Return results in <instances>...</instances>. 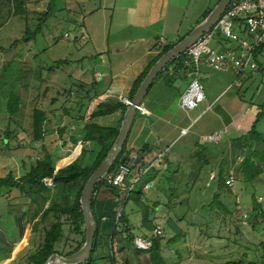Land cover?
I'll list each match as a JSON object with an SVG mask.
<instances>
[{"label":"rangeland","instance_id":"1","mask_svg":"<svg viewBox=\"0 0 264 264\" xmlns=\"http://www.w3.org/2000/svg\"><path fill=\"white\" fill-rule=\"evenodd\" d=\"M218 1L192 0L187 9L182 8L178 12H171L172 7L165 6L163 13L167 10L170 16L165 22L167 24L163 26V31L159 22L155 20L158 12L154 10L152 15L155 24L149 27L145 34L143 28H136L134 34H137L136 36H152L153 40L154 35L162 32L169 40H176L191 31L197 21L196 18L208 7L214 8ZM24 2L27 4L22 7L17 6L14 0H0V166L4 165L16 175L23 173V162L27 165L28 170L29 165L37 161V158L34 157L36 152L34 149L31 151L25 149L26 156L21 154V151L24 150L21 147V139L17 134L15 137L13 131L17 128L21 134V128L26 126L30 108L36 102L35 97L40 90L39 83L43 81V83L52 86L56 81L54 78H56L60 83L58 85L60 89L56 87L49 89L47 93L49 98L57 95L60 91L59 101L61 103L66 102V98L71 99V103L76 102L77 99L74 95L72 97L68 95L69 91H72V94L74 92L71 89L73 83L79 84V79L85 80L83 79L85 74L88 75V78H92V74L97 68L95 60L99 56L98 54L93 55V53L105 48L108 35L109 47L113 48L114 40L117 37L115 34H118L117 27L110 25L112 11L101 8V6H108L111 0H55L52 3L49 18L41 23L35 38L28 42L20 41L26 28L35 29L40 24L42 19L40 11L44 7L45 10L47 9L49 0H24ZM177 16L178 24L174 22ZM219 39L222 38L219 37ZM15 40H19V44L11 47ZM108 44L106 43V45ZM221 44L227 47L225 41H222ZM232 44L230 48H235L236 43ZM134 45L143 48V43H134ZM39 46L46 48L43 54L36 53ZM211 46L217 50L221 49L214 42L211 43ZM59 60L62 61L59 62ZM256 62L258 68L246 72L236 83H233L230 73L214 72L210 79H202L201 73L199 74L205 100L198 109H205L204 113L209 114L211 118L214 115L221 117L222 120L218 118L210 124L214 126L220 124L222 128H225L222 133L227 137L226 133L230 132L229 137L231 136L228 138L229 140L227 138L222 140L223 143L218 147L206 151L209 163L203 164V158H196L195 147L179 152H172L171 149L167 153L168 159L173 160L170 161L171 165L168 168L159 166L160 168L154 169V173L152 172L153 176H156L155 184L157 185L164 171L173 172L179 169L180 173L176 175L175 182L172 184L176 183L177 195L171 194V201L175 203L171 211L178 214V217H184L188 222L194 221L198 227L194 228L195 230L190 228V235H187L185 219L180 221L178 227L181 231H185V235L181 236L175 245H165L164 256L167 264H216L238 259L244 247H247L248 260L264 264V248L260 244L264 241V174L254 183L242 182L236 178V173L240 172L238 165L243 156L239 155L236 144L230 142L232 137L245 132L251 126L256 115L261 111L259 107L264 105V47L257 53ZM49 67H52L51 71L48 70ZM35 83H37L36 86ZM28 86L31 88L28 89ZM43 86L45 87V85ZM182 86L179 85L181 90ZM12 92H16V95L19 96L21 110L19 109V112L9 120L6 106ZM166 95L171 101L173 96H176V92L168 91ZM207 128H209V123H207ZM256 128L264 134V118L260 120ZM6 132L9 140L7 145H4L2 142L5 141ZM102 132L104 131L98 133ZM149 136L147 142L151 143L152 136ZM98 137L104 139L103 134ZM79 146L88 148L86 144L78 143L70 151H64L59 146L57 139H53L51 143L54 155L52 160L56 167L65 166L64 163L69 162L67 159L72 158L74 152L77 151L73 158L75 160L82 151V149H78ZM92 158V154H86L83 163H90ZM221 160L225 162L230 173L229 177L234 179L229 185L230 187L223 190L218 188L216 177ZM200 164L203 165H201L197 176L193 178ZM4 173L5 171L0 172V174ZM146 178V176L142 177L138 181L136 189L141 187ZM189 179L195 180L192 182L188 181ZM163 181L164 188H169L165 178ZM187 181L189 183L186 185ZM215 193L219 194V201L224 203L232 214H225L216 203L212 204ZM166 194V191L162 195L155 193L152 189L147 192V198L151 202L156 198H163L165 203H169L170 199L166 201L164 198ZM252 198L260 204L263 209L262 213L259 210L251 212ZM122 205L120 207H124ZM162 207L160 206L156 210L158 214L156 225L162 227V235L168 240L177 234V229L172 230L170 226H167L168 210ZM130 209L131 203L128 202L125 205V213L129 214L130 222L134 224L132 233L136 234L141 223V215L139 212L132 213ZM170 217L172 220H177L174 214H171ZM121 230L123 231L124 228ZM193 230L195 233L191 238ZM207 234L219 237V240L212 241L215 244L213 249L207 248V244L211 241L207 239ZM119 235L123 236L128 246H131L134 234H131L130 237L127 231L123 234L116 232L113 237L112 250L109 249V241L107 244L104 242L105 260L113 257L119 263L123 259L116 248V240ZM205 241L206 243H204ZM128 257L133 258L134 256L131 254Z\"/></svg>","mask_w":264,"mask_h":264},{"label":"trees","instance_id":"2","mask_svg":"<svg viewBox=\"0 0 264 264\" xmlns=\"http://www.w3.org/2000/svg\"><path fill=\"white\" fill-rule=\"evenodd\" d=\"M54 2L55 0H49L47 9L40 13L42 18L40 24L35 29L26 28L24 33L21 35L20 41L28 42L35 38L36 33L40 30L41 23H44L49 18L51 14V6ZM14 3L17 4V6L22 7L27 4L24 2V0H14ZM212 9L213 8H211L209 11H206L202 15L200 22H202L208 16ZM190 32L191 31H189L186 35L178 37V39L163 45L162 50L157 58L135 81L131 95L128 98L129 101H132L134 94L139 88L141 82L144 80L149 69L153 66L156 60L168 50H170L174 45L180 42ZM20 41L15 40L11 47L18 45ZM263 47L264 44L257 49L255 52V57ZM169 66H173L172 69L174 72L176 71V73H178V71L189 73L192 70L193 63L185 53H182L178 57L172 59L159 73V75L165 74L168 78H166L167 85L172 87V89L177 90V87H175L173 83V80L176 81L177 79H175V75H170L168 69ZM168 80L170 81L169 83ZM128 106L129 104L121 101H99L90 112L89 122L81 125V128L77 131L71 130L74 132V134L71 133L72 135L70 136L68 134L69 132L67 131L71 129L72 124L70 123L62 125V122L59 121V126L57 127L58 138L56 139L62 149L74 148L80 141H89L91 142L92 146H97L96 149H89L84 146H79L80 150L82 149V151L80 155L70 164L56 170L55 162L52 160V157L54 156L53 153H46L43 155V157H39L36 162L31 164L30 168L20 177L15 178L13 173H9L5 177H0V190L15 189L18 191H23L29 196H34V198L38 196L42 202L41 206L46 205V207H43V212L41 213V217L37 222V228L32 245L28 248L26 254L24 255L27 257V264H44L52 253H58L63 256L71 255L78 251L84 244L85 227L80 203L81 193L91 174L105 158L119 132L118 127L114 128L110 133L103 132L104 139L98 140L97 137L90 135V131H93V129H97L98 131L101 127H99V125L96 123H93L92 120L94 118L113 114L117 111L121 112L122 120ZM259 108L261 111H259V113L256 115L253 122L251 123V126L245 132L232 137L230 140V142L232 141L236 144L239 155L243 156V159H241L238 165L240 172H237V176H235L242 182L254 183L264 174V134L256 128L260 120L264 118V105H261ZM19 109V96L16 95V92H12L6 106L8 119L11 120L10 118L15 116L19 112ZM51 122L52 121H50L48 113L45 110L33 105L30 108V115L28 117L27 124L23 129L28 130L30 141L32 143H37L45 138L44 136L46 128L51 126ZM7 132L5 134L6 138H4V140L8 143L9 137H7ZM13 134L16 137V134ZM222 143L223 142L220 141L219 144ZM217 144L214 142H196L189 143V146L187 147L189 150H191L192 147H195L196 151L194 155L196 158L201 157L203 158L202 163L208 164L209 159L206 155V151L208 149L213 150L214 148L218 147ZM89 153L93 155V158L91 159L90 163L85 164L83 163V160L85 159L86 154ZM130 160L131 154L128 153L125 142L123 145V150L115 164L111 167L109 172L96 183L94 187L95 194L92 196V211L96 222V231L91 255L87 261L80 264H90L93 260L104 259V242L107 244L109 241V249L112 250L113 237L116 232H118V234H123L127 231L130 237L131 234H134L132 233L134 224L130 222L129 214L125 213V205L128 202L131 203L130 211L132 213L139 212L141 215V223L137 230V232L141 233V235L145 237L151 236L153 229L157 226L156 220L158 214L156 210L160 206H163L162 208H166L169 211V214L167 211V226H170L172 230L177 229V234L173 235L168 240H166L165 236L161 234L160 236L152 239V244L149 250L140 251L148 254L149 262L151 264H167L166 257L163 255L164 244L175 245L180 240L181 236L185 235V231H181V229L178 227L180 221H184L185 218L178 217V214H175L171 211V208L175 205V203H172L171 201V194L177 195L176 183L175 185L172 184L175 182L176 175L180 173L179 169L173 172L170 170L164 171L161 174L157 185H153L148 190L151 191L153 189L155 193H160L162 195H164V192L166 191L167 194L164 198H166V201L170 199L169 203H165L163 198H156L155 201L151 202L150 199L147 198L148 191L144 192L141 187L139 189L134 188L128 193V195H126V192L121 188L113 186L107 182L106 177L108 174L114 173L121 164L129 163ZM203 164L198 165L197 172L193 175V178L197 176L198 171H200L201 165ZM157 165L158 167L160 166L168 168L171 165V162L168 160L167 155H165L157 161ZM156 167L154 169H157ZM154 169L152 168L151 173H154ZM229 175L230 173L225 166V162L221 160L216 175L218 188L220 190L230 187L226 184V180ZM49 178L53 179V184L51 187L47 185V180ZM163 178L166 179V182L170 186L169 188H164L165 184ZM194 180L195 179H189L188 181L194 182ZM188 181L186 182V185L189 183ZM126 185H128V183H126ZM219 198V194L215 193L212 198V204L216 203L218 208H221L225 214H232L227 209V206L219 201ZM252 201L253 206L251 212H256L259 210V212L262 213L263 209L261 208L260 204L254 198H252ZM121 204H123L122 206L124 207H120ZM120 209L121 211L118 214ZM171 214H174V217L176 215L177 220H172L170 217ZM185 225H187L186 228L188 229H186L188 232L187 235H190V228H198L196 227L197 224L194 221L188 222L186 219ZM121 228H124V230L122 231ZM194 230L191 238L194 236ZM206 237L208 240H211L210 243L207 244V248L213 249L215 244H213L212 241L214 239L219 240L218 235L209 236L207 234ZM133 238L134 237H132V241ZM165 240L166 242L164 243ZM204 243H206V241ZM260 244L264 248V241H262ZM240 253L241 255L238 259L219 262L216 264H258L257 261L248 260L247 247H244V250ZM110 260L111 264H115L116 261L113 257Z\"/></svg>","mask_w":264,"mask_h":264},{"label":"crops","instance_id":"3","mask_svg":"<svg viewBox=\"0 0 264 264\" xmlns=\"http://www.w3.org/2000/svg\"><path fill=\"white\" fill-rule=\"evenodd\" d=\"M191 1L192 0H111L108 6H101V8H106L112 11L110 25L114 27L116 26L118 32V34H115L117 35L114 40L115 46L113 48L109 47L107 41L109 37L108 35L105 41V48L101 51H95L93 53V55L98 54L99 56L96 57L95 60L97 68L93 72L92 78H88V75L85 74L83 77L85 80L82 81L79 79V84L73 83V88L71 87L74 91L73 94L71 93L72 91L68 92L69 96L72 97V95H74L77 99L74 103H71L72 100L68 98H66V102L61 103L59 101L60 91H58L57 95L49 98V95L47 94L48 90L51 88L54 89L55 87L59 88L58 85L60 83L56 78H54L56 81L53 82L52 86L51 84L47 85L43 83V81L39 83L40 90L35 97L36 102L34 105L48 113L50 121H52L51 126L46 128L45 138L37 143H32L30 141L28 130L21 128L20 131L22 133L20 134L19 131H17V128L14 129L15 131L13 132L21 139V147L24 149L21 151V154H25L24 156H26V151L34 149L36 151L34 157L38 159L39 157H43L46 153H53L51 143L53 142V139L55 140L58 138L57 127L59 126V121L62 122V125L72 124L71 129L67 131L70 136L74 134L71 130L77 131L81 128V125L89 122L90 112L99 101H121L129 104L128 98L131 95L135 81L157 58L163 45L174 41L169 40V38L162 32L154 35L153 40L152 36H136L137 34H134L135 29L143 28V33L145 34L146 30L155 24L154 22L156 20L161 25V30L163 31V26L167 24L165 22L170 16L168 15L167 10L163 13V8L165 6H170L172 7L171 12H178L182 8L187 9L189 4H191ZM210 9L211 7H208L196 18L197 21L195 22L194 27L201 23L200 21L202 15ZM44 10L45 7L40 12ZM154 10L158 12L155 20L152 15ZM174 22L177 24L179 23L178 16L175 18ZM219 37L216 38L214 44L216 46L219 45L218 48L221 47L220 50L232 47L233 42L222 37L220 38L223 40L219 39ZM162 39L163 43L161 44L160 41ZM222 41L227 43V47H224L223 44H221ZM106 43L108 45H106ZM134 43H143V48H140V46L136 47ZM37 49V54H43L46 48L39 46ZM90 57L92 58V55H90ZM61 61L62 60H59V62ZM172 68L173 66L168 67L170 75H175V79H177L176 81L173 80L177 90H174L172 87L167 85V76L165 74H158V76L150 84L145 96L142 99L141 106L143 110L137 109L135 113L128 137L126 139V149L128 153L131 154V156L140 155L143 166H147V164L154 159L158 152L168 149L166 152L167 155L171 149L172 152H179L183 149L187 150L189 143L202 142L201 138L203 135L213 133L215 131L223 132L222 130L225 129L222 128L220 124H217L218 126L211 125L210 122H213L218 118L221 119V117L214 115L211 118L209 114L204 113L205 109H198L200 106L192 111H185L181 109L179 104L180 97L186 90L190 82V77L188 76V73L179 71L176 73V71L174 72ZM48 70L51 71L52 67H49ZM214 72L217 71L211 70L204 63L201 64L200 73L202 79H210ZM223 73H230L232 75L233 83L238 82L242 78L241 77L237 80V74L234 71ZM169 82L170 81L168 80V83ZM36 84L37 83H35V86ZM43 85H45V87ZM179 85H183L182 90L179 88ZM30 88L28 86V89ZM168 90L176 92V96H173L174 98H172L171 101H169L168 95H166ZM121 117V112L117 111L110 115L94 118L92 122L99 125L102 129L99 128L98 131L97 129H93V131H90V135L97 137L99 140L98 135L103 134V132H98L103 129L104 133H110L117 127L120 129L123 120V118L121 120ZM207 123H209V128H207ZM184 128H188L189 130L187 134L182 135L181 130ZM229 133L230 132L226 133L228 136H224V139L227 138V140H229L228 138L231 137H229ZM149 135L152 136L151 143L147 142L150 137ZM2 143L7 145V142L5 141ZM80 143L86 144L89 149H96L97 147L92 146L89 141H80L79 144ZM219 143L220 142H218V144L216 143L217 146ZM71 149L72 148H64L63 150L70 151ZM149 156L151 157L149 158ZM168 160L171 162L173 161L172 159ZM22 166L24 169L23 173L20 175H16L15 173V178L20 177L25 173V171H27V165L25 162L22 163ZM30 166L31 165H29V168ZM155 167L157 169L160 168L158 167L157 162L152 168L154 169ZM55 168L57 169L56 164ZM151 170L145 175L147 178L142 182L141 189L143 184L149 180H155L156 177L153 176ZM1 171H5V173L0 174V177H5L9 173H13L7 167L5 168L4 165L0 166V172ZM41 204L42 202L38 196L34 198V196H29L26 192L15 189L0 190V264H27V257L24 255L26 254L28 248L32 245L37 228V222L41 217L43 207H46V205L41 206ZM137 234L141 233L136 232L133 236ZM165 242L166 240L164 243ZM132 245L133 241L131 246H128L127 243H125L123 236L119 235L117 237L116 248L120 257L123 256V259L119 263L115 262V264H151L149 262L148 254L140 252V250L135 249ZM164 249L165 244L163 248V255ZM104 253H106L105 247ZM131 254L134 256L133 258L128 257L129 255L131 256ZM90 264H111V260H93Z\"/></svg>","mask_w":264,"mask_h":264},{"label":"built area","instance_id":"4","mask_svg":"<svg viewBox=\"0 0 264 264\" xmlns=\"http://www.w3.org/2000/svg\"><path fill=\"white\" fill-rule=\"evenodd\" d=\"M219 36L235 42L236 47L216 50L211 43ZM160 42L162 44L163 39ZM263 44L264 0H232L216 23L184 52L193 63V67L188 73L190 82L180 97L181 109L195 110L205 100L203 84L199 77L201 64L204 63L208 68L217 72L234 71L238 80L246 72L257 67L255 52ZM139 110H143L142 106ZM188 130V128L182 129L181 134H187ZM224 136L221 131H215L203 135L201 141L218 143L224 139ZM167 151L168 149L158 152L147 166L142 165L140 155H132L129 163L121 164L114 173L107 175L106 180L109 184L121 188L128 195L136 188L138 181L154 167L155 163L166 155ZM233 180V177H229L226 184L231 185ZM52 184L53 179L49 178L47 185L52 186ZM154 184L155 180L151 179L143 184L142 190L148 191ZM162 232V227L157 225L151 236L135 235L134 248L140 251L149 250L152 239L160 236Z\"/></svg>","mask_w":264,"mask_h":264},{"label":"water","instance_id":"5","mask_svg":"<svg viewBox=\"0 0 264 264\" xmlns=\"http://www.w3.org/2000/svg\"><path fill=\"white\" fill-rule=\"evenodd\" d=\"M232 0H220L208 16L197 26H195L192 31L184 37L180 42L174 45L170 50L163 54L156 63L149 69L146 77L141 82L136 94L134 95L132 101L129 102V106L125 111L118 135L113 142L111 148L107 152L105 158L100 162L99 166L91 174L87 180L80 197V203L84 218L85 227V242L82 247L75 253L67 256L60 255L58 253H52L44 264H80L88 260L91 255L94 236L96 231V222L92 211V196L94 192V187L96 183L106 175L111 167L115 164L119 158L123 145L126 142L128 133L130 131L135 113L139 107H141V102L145 96L147 89L153 80L158 76V74L164 69V67L175 57H178L184 53L188 47L194 44L197 39L206 31H208L228 8ZM76 159V158H75ZM74 161V160H73ZM71 161V162H73ZM70 162V163H71ZM68 163V164H70ZM66 164V165H68ZM65 165V166H66ZM64 167V166H63ZM62 167L57 168L56 170ZM119 210L118 214L120 213Z\"/></svg>","mask_w":264,"mask_h":264},{"label":"bare ground","instance_id":"6","mask_svg":"<svg viewBox=\"0 0 264 264\" xmlns=\"http://www.w3.org/2000/svg\"><path fill=\"white\" fill-rule=\"evenodd\" d=\"M76 154H77V151L74 152V154L72 155V158H68L67 160H68L69 162H71ZM71 159H72V160H71ZM63 161H64V160H63ZM66 162H67V161H66ZM69 162H68V163H69ZM62 163H63V162H62ZM68 163H64V164H68ZM64 164H63V165H64Z\"/></svg>","mask_w":264,"mask_h":264}]
</instances>
